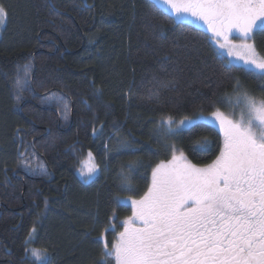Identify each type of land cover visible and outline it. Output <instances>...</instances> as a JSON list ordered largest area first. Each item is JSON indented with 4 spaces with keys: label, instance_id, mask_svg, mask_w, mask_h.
<instances>
[{
    "label": "trees",
    "instance_id": "1",
    "mask_svg": "<svg viewBox=\"0 0 264 264\" xmlns=\"http://www.w3.org/2000/svg\"><path fill=\"white\" fill-rule=\"evenodd\" d=\"M51 2L0 0L7 13L0 33V264H44L25 247L46 251L51 264H97L101 235L111 247L133 214L127 201L148 190L152 169L173 155L169 145L197 167L220 153L224 136L216 126L197 122L165 135L162 117L232 112L243 105L237 79L242 91L264 98V79L231 63L205 29L152 0ZM253 36L264 54V31ZM25 66L28 82L18 91ZM18 129L32 164L27 172ZM89 152L99 171L84 181L78 172Z\"/></svg>",
    "mask_w": 264,
    "mask_h": 264
},
{
    "label": "snow or ice",
    "instance_id": "2",
    "mask_svg": "<svg viewBox=\"0 0 264 264\" xmlns=\"http://www.w3.org/2000/svg\"><path fill=\"white\" fill-rule=\"evenodd\" d=\"M154 6L169 9L177 18L190 14L203 21L213 39L225 41L220 48H228L229 55L233 49L242 50L245 70L264 79V57L254 42L248 43L256 29L264 31V0H155ZM6 15L0 6V25ZM233 32L241 43L228 39ZM27 68L18 70V91L28 82ZM241 89L237 79L233 90L244 105L238 122L219 111L212 113L224 134L216 159L197 167L169 145L171 159L152 169L151 185L139 200L130 201L133 214L122 221L123 231L111 247L104 242L103 259L97 264L110 258L115 264H264V98ZM201 118L194 113L177 124L171 117H162L158 126L169 135ZM88 157L92 159L91 152ZM96 172L95 164L87 169L89 177ZM121 178L127 182L123 171ZM35 232L33 228L29 238ZM24 251L51 264L46 251L28 247Z\"/></svg>",
    "mask_w": 264,
    "mask_h": 264
},
{
    "label": "rangeland",
    "instance_id": "3",
    "mask_svg": "<svg viewBox=\"0 0 264 264\" xmlns=\"http://www.w3.org/2000/svg\"><path fill=\"white\" fill-rule=\"evenodd\" d=\"M152 1L155 2V0H152ZM0 6H2V5L0 4ZM159 7H161V6H159ZM161 8H163L164 10H166L167 12H169V13L172 15L173 18H175V19H177V20H179V21L186 22V23L189 22V23L194 24V25L197 26V27H200V28L205 29V30L209 33V35L211 36V38H213V37H212V33H211V31L208 29L207 25L204 24L203 21H195L194 18H192V17L190 16V14H185V15L187 16L186 19H184V18H177L174 12H171L169 9L164 8V7H161ZM6 17H7V15H6ZM5 21H6V20H5ZM4 24H5V23H4ZM4 24H3V25H4ZM3 25H0V33H1L2 29H3V27H4ZM253 34H254V33H253ZM253 37H254V36H253ZM228 39H229L232 43H234V44H239V43H241L240 39L238 38V36L236 35L235 32L229 34ZM213 42H214L216 48L220 51V53L224 54V55L227 57V59H229V61H230L231 63H235V64H237V65H240V66H243V67H244V60L242 59V57H243V51H242V50H240V49H233V50H232V54L229 55V49H228V48H223V49H222V48H220V46H219V44L225 42L222 38L219 40V43H218L217 40H215V39H213ZM253 42L255 43V40H253V41H248V43H253ZM255 45H256V43H255ZM256 50H257V53H258L260 56L264 57V54L259 50V48L257 47V45H256ZM215 111H219V112L222 113L226 118L231 119V120H233L234 122H238V121L241 119L242 114H244V105L237 106L234 110H232V112H230L229 110H225V109H224V110L216 109V110H214L213 112H215ZM213 112H210V113H203V112H202V114H200V115H202L203 118H201V119H196V120H194L191 124H185V125L180 126L179 129H178L177 131H181V129L188 128V127L192 126V124L197 123V122H206V123H209V124H211L212 126H216V127L220 130V128H219V122L216 121V120H215V117L212 116V113H213ZM172 119H173V118H172ZM184 119H185V118H181V119H173V120H175V121L177 122V124H178L179 121L184 120ZM220 131H221V130H220ZM221 133H222V136H224V134H223L222 131H221ZM27 153H28V152H27ZM27 153H26L25 157L22 158V159H24V160H23V165L21 166V167H23V169H24L26 172H27V168H28L27 165L30 163L29 160L26 159V158H27ZM35 159H36V157H34L32 160H35ZM93 164H95L93 158H92V159H89V157H88L86 160H84V162L81 164L82 166H81V168H80V170H79V172H78V175H79L84 181H90L91 179H93L94 177H96V174H97V172L99 171V167H97V172H96L95 175H93V176H91V177H89V176L87 175V169H88L91 165H93ZM95 165H96V164H95ZM25 168H26V169H25ZM30 169H31V168H30ZM130 201H131V200H128L127 202H130ZM130 204H131V203H130ZM130 216H131V215H130ZM125 219H126V218H125ZM125 219H123L122 221H124ZM121 231H123V225H122V224H121V226H120L119 228H117L116 233H115V237L113 238L112 243H114V242L117 240V238H118V234H119ZM103 241H104V242H105V241L107 242V240H106V235H103ZM112 243H111V245H112ZM114 261H115V259H114Z\"/></svg>",
    "mask_w": 264,
    "mask_h": 264
},
{
    "label": "water",
    "instance_id": "4",
    "mask_svg": "<svg viewBox=\"0 0 264 264\" xmlns=\"http://www.w3.org/2000/svg\"><path fill=\"white\" fill-rule=\"evenodd\" d=\"M50 2H51V0H50ZM52 3V2H51ZM32 82H33V80H32ZM25 103H23L21 106H20V110H22V107H23V105H24ZM19 130L20 129H18L17 130V134L19 135ZM22 141H23V139H22V137L19 135V148H18V152H19V155L22 157V158H24L25 157V155H26V153H27V150H25L24 152H22L21 153V150H22V147H23V145H22ZM18 171H16V172H14V175H16V173H17Z\"/></svg>",
    "mask_w": 264,
    "mask_h": 264
},
{
    "label": "flooded vegetation",
    "instance_id": "5",
    "mask_svg": "<svg viewBox=\"0 0 264 264\" xmlns=\"http://www.w3.org/2000/svg\"><path fill=\"white\" fill-rule=\"evenodd\" d=\"M32 145H33V141H32ZM22 149H23V147H22ZM25 150H27V152H28V149H25ZM25 150H24V151H25ZM24 151H23V152H24ZM29 157H30V156H28V154H27V158H26V159L29 160ZM210 164H211V163H210ZM31 165H32V164L29 163V164L27 165V167L29 168V167H31ZM21 171H22V170H21ZM21 174H22L23 176L27 177V178H36V179H41V178H43L42 176H41V177H37V176H33V175H31V174H30V175H27V173L24 172V171H22Z\"/></svg>",
    "mask_w": 264,
    "mask_h": 264
}]
</instances>
